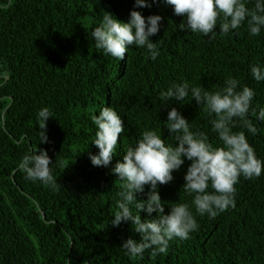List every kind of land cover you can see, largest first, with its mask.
<instances>
[{
	"label": "trees",
	"instance_id": "1",
	"mask_svg": "<svg viewBox=\"0 0 264 264\" xmlns=\"http://www.w3.org/2000/svg\"><path fill=\"white\" fill-rule=\"evenodd\" d=\"M8 4L0 0V264H264V172L251 180L241 177L235 207L215 219L197 216L198 230L187 240L171 241L167 253L155 258L146 251L142 260L130 259L120 246L128 238L138 240V234L130 224L108 225L120 184L110 168L143 131H161L168 139L163 122L170 108L219 146L206 111L194 99H173L164 106L160 92L184 82L218 91L232 76L255 91L252 106L264 108V82L254 81L249 71L257 63L264 66V30L249 36L245 24L215 39L181 31L183 17L163 0L146 8H134V0ZM133 10L162 17L160 31L150 38L160 51L155 61L143 49L131 47L124 60H117L93 45L90 32L104 12L126 22ZM105 106L121 116L125 132L109 167H93L88 153L98 149L91 144L92 116ZM43 107L53 117L46 121L48 142L41 144L36 114ZM248 119L258 129L255 136L239 126L233 131H244L264 161V121ZM36 148L47 151L53 162L58 190L28 181L18 169L22 156ZM188 164L172 173L170 183L158 186L162 201H190L182 190ZM140 215L142 220L155 217Z\"/></svg>",
	"mask_w": 264,
	"mask_h": 264
},
{
	"label": "clouds",
	"instance_id": "2",
	"mask_svg": "<svg viewBox=\"0 0 264 264\" xmlns=\"http://www.w3.org/2000/svg\"><path fill=\"white\" fill-rule=\"evenodd\" d=\"M158 0H134V8L151 7ZM171 6L176 16L183 17L179 30L199 34L208 39L217 35L228 36L246 24L249 36H259L264 30V0H163ZM253 3L248 8V3ZM8 6H11L9 0ZM162 17L142 16L139 11H130L126 22L118 21L110 12H104L90 34L94 47L104 55L124 60L131 47L143 49L147 57L155 61L160 51L157 42L150 39L160 31ZM218 28L219 31H214ZM237 35L239 33H236ZM250 75L257 83L264 82V66H250ZM255 91L232 76L225 78L218 91L190 86L187 82L173 83L159 93L158 99L167 106L173 99L185 102L190 96L209 117L210 131L215 133L219 146L209 142L204 131L192 130L189 122L172 107L167 112L163 127L169 133L162 139L154 129L140 133L133 145L126 148L122 158L110 168L120 182L115 194L116 210L111 217V227L130 224L139 239L123 240L120 248L130 259H143L147 251L152 258L166 254L173 240H187L198 230L196 217L215 219L219 214L235 207V185L243 177L246 180L259 178L264 172V161L257 158L254 148L248 143L244 131H233L238 126L255 136L257 127L248 119L254 116L264 121V108L253 107ZM53 117L48 107L38 110V143H47L46 121ZM3 116H0V120ZM95 136L91 144L98 151L88 153L93 167L108 168L113 161L118 137L125 132L121 116L110 106L99 109L92 116ZM166 140L168 141L166 143ZM172 141H175L173 146ZM38 151V154H37ZM188 161L183 177L182 190L191 197L189 202H165L158 192L159 185L173 180L172 173L180 170ZM47 151L28 152L18 163L25 178L39 182L52 190L60 185L52 175ZM145 186L148 191L145 192ZM144 193L146 199L137 200L136 194ZM167 213L165 214V207ZM146 217L141 219L140 213Z\"/></svg>",
	"mask_w": 264,
	"mask_h": 264
}]
</instances>
